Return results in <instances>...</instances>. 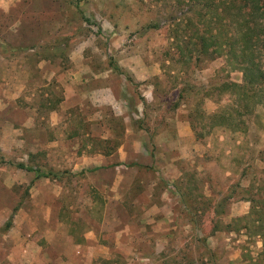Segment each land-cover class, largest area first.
Returning a JSON list of instances; mask_svg holds the SVG:
<instances>
[{"label": "rangeland", "instance_id": "1", "mask_svg": "<svg viewBox=\"0 0 264 264\" xmlns=\"http://www.w3.org/2000/svg\"><path fill=\"white\" fill-rule=\"evenodd\" d=\"M177 2L0 0V54L14 58L0 69L25 86L0 112V234L47 248L122 217L128 246L164 253L115 264H264L248 217L264 199V97L226 88L243 75L225 56L178 57ZM161 215L180 218L172 244L143 223Z\"/></svg>", "mask_w": 264, "mask_h": 264}, {"label": "trees", "instance_id": "2", "mask_svg": "<svg viewBox=\"0 0 264 264\" xmlns=\"http://www.w3.org/2000/svg\"><path fill=\"white\" fill-rule=\"evenodd\" d=\"M177 1L178 6L185 1L189 5L186 17L182 21L173 18L171 24L173 41L184 44L178 46V57H184L185 49L190 46L193 50L188 55L194 51L195 61L225 56L243 75L242 84L228 83L226 88L244 101L252 96L261 102L264 97V0ZM225 20L230 31L225 29ZM181 31L185 36L175 40L180 38ZM251 89V94H246ZM18 168L34 171L23 164H18ZM250 204L248 217L255 229L253 233L263 240L264 247V199L252 198Z\"/></svg>", "mask_w": 264, "mask_h": 264}, {"label": "crops", "instance_id": "3", "mask_svg": "<svg viewBox=\"0 0 264 264\" xmlns=\"http://www.w3.org/2000/svg\"><path fill=\"white\" fill-rule=\"evenodd\" d=\"M0 57L5 63L14 59L3 55ZM19 63L16 60L15 64ZM3 71L1 68L0 112L7 109L9 105L12 107L11 104H14L13 99H17L13 97V89L19 90L21 93L23 88H25L24 84H16L13 78L8 79L5 77ZM11 86L12 88H10ZM20 95L17 94L15 97ZM9 121L11 122V120ZM177 138L180 139V134L177 135ZM166 141H171L169 143H172L171 138H166ZM114 155L111 154L109 156ZM167 207L168 203H165L164 208L166 209ZM143 221L146 225H150V233H155L159 241H165L168 244H172L177 225L181 224L180 218L174 215L148 217V219L145 218ZM55 222L58 223L59 220L56 219ZM92 224L94 226L86 228V231L79 237L73 233H69V235L50 234L51 238L48 240L47 238L44 239L49 244L47 248L43 247L45 245L43 240L36 239L34 243L31 239L29 240L28 234L15 232V229L12 232L0 234V264H115L111 259L118 256L124 257V259L131 256L160 257L163 255L161 253H164L151 248L148 252L143 253L140 251L138 243H136L138 247H135V245L128 246L123 239V235L129 231V227L122 217L100 218L97 221L94 220ZM109 224H116V227H113L112 230L104 227V225ZM187 224L189 223H183L184 227L182 229H186ZM15 227L16 229L20 228V224L16 222ZM155 228H158V230ZM215 234L218 235V232ZM227 234L231 235V232ZM126 264H150V261L148 260L147 263L134 261V263Z\"/></svg>", "mask_w": 264, "mask_h": 264}]
</instances>
